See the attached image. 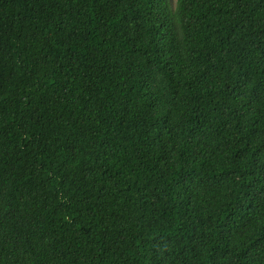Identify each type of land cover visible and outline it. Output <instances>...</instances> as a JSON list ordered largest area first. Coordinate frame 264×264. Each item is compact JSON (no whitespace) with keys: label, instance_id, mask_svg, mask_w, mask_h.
I'll use <instances>...</instances> for the list:
<instances>
[{"label":"trees","instance_id":"obj_1","mask_svg":"<svg viewBox=\"0 0 264 264\" xmlns=\"http://www.w3.org/2000/svg\"><path fill=\"white\" fill-rule=\"evenodd\" d=\"M0 264H264V0H0Z\"/></svg>","mask_w":264,"mask_h":264}]
</instances>
